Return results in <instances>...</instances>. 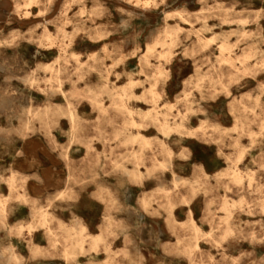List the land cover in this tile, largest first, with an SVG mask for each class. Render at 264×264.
I'll list each match as a JSON object with an SVG mask.
<instances>
[{
    "label": "rangeland",
    "instance_id": "374dc122",
    "mask_svg": "<svg viewBox=\"0 0 264 264\" xmlns=\"http://www.w3.org/2000/svg\"><path fill=\"white\" fill-rule=\"evenodd\" d=\"M0 103V151L44 137L56 198L105 207L64 223L12 175L0 264H264V0H0Z\"/></svg>",
    "mask_w": 264,
    "mask_h": 264
},
{
    "label": "crops",
    "instance_id": "0c3cea01",
    "mask_svg": "<svg viewBox=\"0 0 264 264\" xmlns=\"http://www.w3.org/2000/svg\"><path fill=\"white\" fill-rule=\"evenodd\" d=\"M59 143L61 144V142ZM182 147L188 149L189 154L186 158L178 160L191 171L193 165L191 163L192 150L188 146ZM82 149L83 147L78 149L75 145H71L68 149V154L72 160L76 159V162H78L79 157L82 159V156H73V154L78 150L82 152ZM200 165L203 171L207 173L204 165ZM12 175L22 181L23 189L18 192V195H23L30 202L37 201L40 203H44L46 199L51 198L54 213L64 223H68L73 217H76L82 223L81 226L88 231L90 229L98 231L101 225L100 221L105 213L103 205L97 211L96 217L98 218L90 220L86 212L79 209L77 205L83 199L84 194L82 191L78 193L76 200H59L56 198V195L64 189L68 177L65 152L60 147H54L53 144L40 135L17 139L16 146L12 152L7 151L5 153L4 150L0 151V195L4 198L9 194V187L4 180L11 178ZM86 194L88 195L87 191ZM97 202L100 201L97 200ZM8 209L11 210L12 218L14 217L17 221H23L25 215L30 214V205L17 200L9 201L6 206V210ZM148 216L147 218L151 219H164L162 215ZM140 218L146 219V216L140 214ZM117 219H120L119 215ZM36 232L37 230L34 231V235ZM55 260L51 258L49 262L53 263Z\"/></svg>",
    "mask_w": 264,
    "mask_h": 264
},
{
    "label": "bare ground",
    "instance_id": "6f19581e",
    "mask_svg": "<svg viewBox=\"0 0 264 264\" xmlns=\"http://www.w3.org/2000/svg\"><path fill=\"white\" fill-rule=\"evenodd\" d=\"M145 4L146 5H148L149 4V2L147 1V2H145ZM180 15V14H179ZM168 16V13H166V16L165 17H167ZM180 17H181V19H184L181 15H180ZM261 28V27H260ZM213 33V32H212ZM168 35H171L170 33H168ZM158 42H156V44H157ZM225 47V45H221V48L223 49ZM148 50H150V47L148 48ZM245 58H246V56H245ZM49 65L48 64H45V67H48ZM165 73V72H164ZM256 81V80H255ZM235 100V99H234ZM6 103V102H5ZM1 104V103H0ZM2 106H4V105H2ZM7 106V105H6ZM139 109V108H138ZM177 126H180V124H177ZM171 128V126H169L165 121L164 122H162L161 124H160V129L163 131V132H166V131H168L169 129ZM140 135V134H139ZM132 138H135V137H132ZM70 146V145H69ZM241 157V155L239 156V158ZM159 165L160 166H162L163 165V163L162 162H159ZM67 171V170H66ZM234 172V171H233ZM131 177H133V178H136V177H138V175L135 173V172H127ZM234 178L235 179H238V175L237 174H234ZM191 221H192V223H193V219H191ZM84 228V227H83ZM196 228H197V226H196ZM92 237V245H95L98 241H99V239H100V234H96V235H93V236H91ZM219 238V237H218ZM224 238V237H223ZM197 244V243H196Z\"/></svg>",
    "mask_w": 264,
    "mask_h": 264
}]
</instances>
